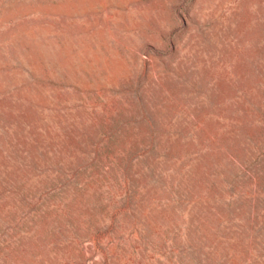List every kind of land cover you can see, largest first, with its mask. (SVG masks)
<instances>
[{"label":"rangeland","instance_id":"1","mask_svg":"<svg viewBox=\"0 0 264 264\" xmlns=\"http://www.w3.org/2000/svg\"><path fill=\"white\" fill-rule=\"evenodd\" d=\"M0 264H264V0H0Z\"/></svg>","mask_w":264,"mask_h":264}]
</instances>
